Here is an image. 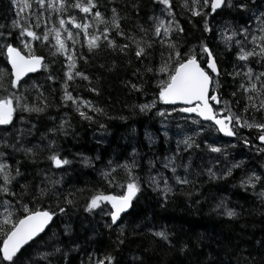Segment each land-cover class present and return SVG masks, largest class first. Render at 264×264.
I'll return each mask as SVG.
<instances>
[{"label": "snow or ice", "instance_id": "snow-or-ice-1", "mask_svg": "<svg viewBox=\"0 0 264 264\" xmlns=\"http://www.w3.org/2000/svg\"><path fill=\"white\" fill-rule=\"evenodd\" d=\"M108 3L115 6L109 8ZM152 3L156 5L153 14L141 23L139 0H124L123 8L117 0L105 3L101 0H9V11L14 12V19L10 25H0V53L10 65V70L0 69V264H53L61 258L68 261V253L57 246L61 242L55 240V233L47 240L44 236L58 215L78 206L85 213L99 211L106 217L104 227L115 228V243L123 245L126 226L120 221L129 214L142 188L141 177L136 174L140 165L135 147L124 160L116 162L109 159L98 171L100 180L109 188H119L121 195L105 193L100 188L87 185L70 191L57 188L61 180L53 178V170L63 171L64 166L72 162L58 149L56 137L70 124L61 119L58 125L47 128L41 134L43 146L31 144L26 139L35 125L31 128L16 127V116L24 124L30 121L23 114L45 113L52 103L49 96L55 91L50 88L46 95L37 82L26 85L28 73L41 69L47 72L48 82L60 84L61 104L72 107L82 120L94 123L96 120L88 110L105 115L104 110L92 101L82 99L78 93L73 95L77 79L87 82L85 86L89 92L99 94V89L92 85V77L78 67L80 62L88 64L87 53L95 56L101 50H107L118 54L124 66L132 68L131 78L122 81L130 91L142 93L146 83L144 77L148 75L153 79L157 85L153 98L136 107L143 113L156 108L157 104L167 106L156 111L165 127L163 135L166 142L169 138L166 121L173 113L183 121V126L177 124L176 135L182 138L176 140L175 150L170 155L147 161L153 170L156 163L162 161L161 166L172 173L171 178L160 172L147 177L146 182L163 201L173 191L169 179L180 187H195L194 181L189 179L194 172L191 153L201 150L197 138L206 133L203 122H210L207 125L209 130L227 137H238V142L245 149L264 157V0H152ZM121 12H124L123 16ZM133 13L137 16L134 24L122 26ZM225 16L236 18L235 22L224 19ZM181 17L193 28H196L193 24V19H196L199 21L197 31L213 34L224 45L231 57L229 71L222 73L221 62L208 42L210 37L207 40L197 38L194 44L185 41ZM34 43L47 48L49 56L54 58L53 63L63 57L61 76L49 71L46 57L36 54ZM78 44L86 47L87 53L78 50ZM99 67L111 71L117 64L113 60ZM222 74L231 79L230 86L234 89L227 99L219 81ZM132 78H135V83ZM25 91L28 96L24 95ZM238 95L239 100L236 99ZM241 102L243 107L234 111V105ZM184 128L188 131L185 132ZM245 128L255 130L254 140L241 135L240 130ZM100 129H104L103 124ZM146 138L149 144L153 143L147 133ZM228 147L205 140L201 151L217 155L209 160L208 165L198 166L200 170L195 175L219 180L247 167L238 181L239 186L245 191L251 189L264 206V162L252 167L244 160L230 161ZM18 154H22L23 161L42 156L49 163V168L30 181L21 171L24 165L22 160L16 159ZM185 155L188 156L187 161L181 159ZM95 159L100 160V157ZM83 162L91 166L90 158L83 157ZM180 168L184 170L183 176L177 174ZM21 180L25 182L21 183ZM257 188L260 191L257 192ZM80 200H83L82 205ZM216 207L223 208L222 214L229 218L241 215L223 201ZM64 230L68 232L69 228L65 226ZM148 231L159 242L174 247L166 228ZM257 243L264 246V241ZM187 247L184 244L179 250L184 252ZM42 248L50 251H41ZM79 264H117V258L111 253L88 252ZM132 264L149 262L142 256H135ZM236 264H264V254L258 249L257 255L253 256L251 251L241 249L237 253Z\"/></svg>", "mask_w": 264, "mask_h": 264}, {"label": "trees", "instance_id": "trees-1", "mask_svg": "<svg viewBox=\"0 0 264 264\" xmlns=\"http://www.w3.org/2000/svg\"><path fill=\"white\" fill-rule=\"evenodd\" d=\"M105 2L107 0H101V3ZM117 2L122 8L124 7V0H117ZM139 4L141 9L139 20L143 23L147 16L153 14L156 5L152 3V0H139ZM114 6L115 4L108 3L109 8ZM101 11L104 9L101 8ZM121 15L123 16L124 12H121ZM225 18L234 17L225 16ZM12 19H14V12L9 11V0H0V25H10ZM136 20L137 16L133 13L122 26L131 27ZM181 24L185 29L184 39L187 43L194 44L197 42V38L207 40L210 37L208 42L210 47L215 49L217 58L221 62L222 73L231 69L229 63L231 57L228 50L216 40L213 34H202L197 31L199 21L193 19V24L196 25V28H193L181 17ZM34 47L37 55L46 57L49 71L53 75L61 76L63 57L53 63L54 58L49 56L47 48L35 43ZM77 49L87 53V48L81 47L79 44ZM87 58L88 64L84 65L83 62H80L78 67L92 77V85L99 89V94L89 92L85 86L87 82L77 79L73 95L78 93L82 99L92 101L104 110L105 115L92 113L91 110H88L96 122L82 120L72 107L61 104L59 82H48L46 80L48 73L41 70L26 77L25 83L27 85L33 81L37 82L42 85L41 90L46 95L50 88L55 89L49 96L52 102L51 106L46 109L45 113L39 115L23 114L30 123L22 124L19 121V116H16V127L31 128L32 125H35L32 134L26 139L31 144L43 146L41 134L45 133L47 128L58 125L61 119L69 122L70 126L64 130V133L58 134L56 137L58 149L72 162L64 166L63 171L53 170V178L61 180V184L57 186L60 190L70 191L73 188H83L87 185L100 188L105 193L121 195L122 192L119 188H109L100 180L98 171L109 159L116 162L124 160L133 147L139 153L137 161L140 167L136 170V174L141 177L142 188L138 193V199L134 200L133 208L120 221L126 226L125 242L120 246L115 243L117 236L115 228L104 227L107 218L103 217L99 211L88 214L78 206L71 208L64 215H58L47 229L44 239L47 240L55 233V240L61 242L57 246L63 247L64 251L68 253L69 260L65 261L61 258L59 261H54L53 264H79L88 252L111 253L117 258V264H132L135 256H142L148 260L149 264H229L230 261L231 264H236L237 253L241 249L251 251L253 256L257 255L258 249L261 254H264V246L257 243L264 241V206H261L251 189L245 191L238 183L242 172L247 171V167L234 171L231 177L219 180H209L206 175H195V172L200 170L198 166L208 165L210 156L217 155L201 151L205 140L208 143L215 141L218 146L228 145L229 160H244L246 165L252 167L259 165L264 157L245 149L238 142V137L230 139L217 131L209 130L207 125L210 122L206 123V133L197 138L201 150L191 153L194 172L189 176V179L194 181L195 187L192 185L180 187L169 179L173 191L169 194L168 199L163 201L158 192L153 191V188L146 182L147 177L160 172L171 178L172 173L161 166L162 161L156 163L154 170L149 168L147 161L170 155L176 148L177 137L174 132H170L166 142L163 135L165 128L161 123L162 118L156 116V111L166 105L157 104L156 108L143 113L136 107L153 98L157 85L153 79L146 75L144 91L142 93L130 91L122 81L131 78L132 68H126L118 54L101 50L95 56L87 53ZM113 60L116 61V68L111 71L100 69V64H107ZM0 69L10 70L6 57L2 53H0ZM97 77H99L98 80ZM132 81L135 83V78H132ZM219 81L224 98L227 99L234 90L230 86L231 79L222 74ZM34 94L32 93V95ZM24 95L28 96L29 93L25 91ZM236 99H240L239 95ZM242 107V102L239 105H234V111H238ZM101 124L104 125L103 130L100 129ZM240 131L241 135L249 137L250 140L256 136L255 130L252 129L245 128ZM146 133L152 137V144H149ZM49 137L51 138V134ZM43 155H47V153ZM98 156L100 160L95 159ZM83 157L90 158L91 166L84 164ZM16 159L22 160V154H18ZM181 159L187 161L188 156L185 155ZM179 162L177 161V163ZM22 163L24 166L21 171L30 181L37 174L42 175L43 170L49 168V163L42 156L35 160H22ZM177 174L183 176L185 173L180 168L177 170ZM24 182L21 180V183ZM256 191L258 192L260 189L257 188ZM188 192H191L192 195L188 196ZM77 195L79 196V194ZM221 201L228 208H234L241 212V215L235 218L223 215L224 209L216 207ZM47 203L46 201L45 206ZM80 204H83V200H80ZM65 226L69 228L68 232H65ZM160 228L167 229L174 247L170 248L167 244L159 242L148 231V229L158 230ZM184 244H187L188 247L184 252H181L179 249ZM40 250L50 251V249L43 248ZM246 254L247 252H245Z\"/></svg>", "mask_w": 264, "mask_h": 264}, {"label": "rangeland", "instance_id": "rangeland-1", "mask_svg": "<svg viewBox=\"0 0 264 264\" xmlns=\"http://www.w3.org/2000/svg\"><path fill=\"white\" fill-rule=\"evenodd\" d=\"M225 19H232V20H234V22H235V18H225ZM163 107H167V106H163ZM181 116H183V115H186V114H180ZM204 123V125L206 126V123H208V122H203ZM177 124H180L181 126H183V121L182 120H180L178 117H177V115L175 114V113H173L172 114V116L166 121V126H167V128L169 129V133L170 132H174L175 133V135H176V133H177ZM195 126H193V128H194ZM165 128V127H164ZM206 128V127H205ZM184 131L185 132H187L188 131V129L187 128H184ZM176 137H177V139L178 138H182V136H177L176 135ZM212 157H215V156H210V158H209V160L210 159H212ZM231 161V160H230ZM209 162V161H208Z\"/></svg>", "mask_w": 264, "mask_h": 264}, {"label": "water", "instance_id": "water-1", "mask_svg": "<svg viewBox=\"0 0 264 264\" xmlns=\"http://www.w3.org/2000/svg\"><path fill=\"white\" fill-rule=\"evenodd\" d=\"M10 66V65H9ZM42 70V69H41ZM41 70H38L37 72H35V73H38V72H40ZM35 73H28L27 75H26V77H28V76H30V75H32V74H35ZM194 115V114H193ZM222 136H224V137H226V138H230V139H232V138H234V137H227V136H225L223 133H220Z\"/></svg>", "mask_w": 264, "mask_h": 264}, {"label": "flooded vegetation", "instance_id": "flooded-vegetation-1", "mask_svg": "<svg viewBox=\"0 0 264 264\" xmlns=\"http://www.w3.org/2000/svg\"><path fill=\"white\" fill-rule=\"evenodd\" d=\"M253 140H254V139H253ZM261 162H264V159H263Z\"/></svg>", "mask_w": 264, "mask_h": 264}, {"label": "bare ground", "instance_id": "bare-ground-1", "mask_svg": "<svg viewBox=\"0 0 264 264\" xmlns=\"http://www.w3.org/2000/svg\"><path fill=\"white\" fill-rule=\"evenodd\" d=\"M209 123V122H208Z\"/></svg>", "mask_w": 264, "mask_h": 264}]
</instances>
